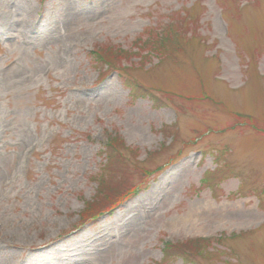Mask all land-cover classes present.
<instances>
[{
    "label": "rangeland",
    "instance_id": "rangeland-1",
    "mask_svg": "<svg viewBox=\"0 0 264 264\" xmlns=\"http://www.w3.org/2000/svg\"><path fill=\"white\" fill-rule=\"evenodd\" d=\"M0 264H264V0H0Z\"/></svg>",
    "mask_w": 264,
    "mask_h": 264
},
{
    "label": "trees",
    "instance_id": "trees-1",
    "mask_svg": "<svg viewBox=\"0 0 264 264\" xmlns=\"http://www.w3.org/2000/svg\"><path fill=\"white\" fill-rule=\"evenodd\" d=\"M113 52H115V51L112 49V47L107 48V46H104V47H100V49L94 50L93 53H92V56H93V59H94L93 62L96 63V66L98 67V69H99V67H100V69H101V67L104 68L107 65V68L100 72L102 74V79L109 72H111V70L113 71V70H116V68H119V75L122 78L124 85L130 90V94H134V95L135 94H138V93H135V92H139V90L143 86H141L140 84H138L137 82H135V80L133 79V77L129 73H127V70H125V69H123V67H121V64L117 65L114 68V64H115L114 61H115V59L112 56V53ZM117 52H118V56L121 57L120 59H122V56L120 55V52L119 51H117ZM113 54H115V53H113ZM143 93H145L146 96H149V97H151L153 99H156V96L154 94H152L151 91L148 88H146L145 90H143ZM110 140L107 141L106 142V145H105L106 146V149L108 148L107 156H108V154H111V157H114L113 155H118L117 154L118 147H116L114 145V143H113L114 141L112 142ZM139 190H140V188H139ZM106 199H107V197H101L100 200H97L96 202L105 201ZM100 205L101 204L98 203L94 207L95 210L97 209V213L95 212L93 215H91L95 210L94 211H91V213L88 215V218L86 220H92V223L93 222L95 223L96 221H98L100 219V216L101 215H103L105 213H111V214H113L114 211L117 208V207L113 206V207H111V208L103 211L102 208H99Z\"/></svg>",
    "mask_w": 264,
    "mask_h": 264
},
{
    "label": "bare ground",
    "instance_id": "bare-ground-1",
    "mask_svg": "<svg viewBox=\"0 0 264 264\" xmlns=\"http://www.w3.org/2000/svg\"><path fill=\"white\" fill-rule=\"evenodd\" d=\"M201 222H202L201 220H200V221L198 220V221H196V222H193V221H192V223L195 224V225H201Z\"/></svg>",
    "mask_w": 264,
    "mask_h": 264
}]
</instances>
